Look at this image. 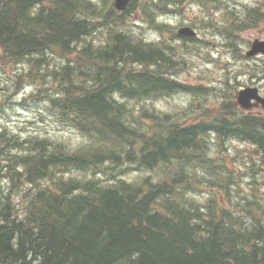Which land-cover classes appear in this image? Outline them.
<instances>
[{"label":"trees","instance_id":"obj_1","mask_svg":"<svg viewBox=\"0 0 264 264\" xmlns=\"http://www.w3.org/2000/svg\"><path fill=\"white\" fill-rule=\"evenodd\" d=\"M137 1L117 12L91 0H0V66L28 65L33 82L49 78L58 93L50 108L89 139L72 151L0 132V181L10 184L0 193V264H264V203L234 213L188 198L231 175L212 168L208 134L250 143L264 163V118L227 103L192 123L136 108L184 88L172 76L184 55L120 30ZM56 57L64 61L49 67ZM120 166L149 174L125 180L114 173ZM87 169L91 177L74 174Z\"/></svg>","mask_w":264,"mask_h":264},{"label":"rangeland","instance_id":"obj_2","mask_svg":"<svg viewBox=\"0 0 264 264\" xmlns=\"http://www.w3.org/2000/svg\"><path fill=\"white\" fill-rule=\"evenodd\" d=\"M91 1L106 11L113 8L114 0ZM137 4L139 8L123 18L120 30L143 43L163 41L173 47L177 56L184 55V62L172 70V76L191 88L151 96L136 108L149 109V113L159 116L167 114L171 120L177 117L191 123L207 122L208 117L204 119L201 114L214 113L223 103L234 100L239 88L254 86L264 95V56L245 55L254 39L264 38V0H138ZM254 7L260 16L256 13L253 22L243 25ZM237 23L242 26L235 28ZM183 26L193 28L198 36L194 40L178 37L176 33ZM106 33L105 28L100 29L93 38L100 42ZM61 61L64 59L56 57L49 62V67ZM43 67L40 66V72L44 71ZM21 71H24L23 77L17 86L15 74ZM27 72L28 65L5 69L0 66V132L23 139L47 137L50 141L65 143L72 151L87 147L89 139L68 126L50 108L48 97L58 95L50 89V79L37 77L33 82L26 76ZM42 87H47L46 93L39 92ZM259 114L264 115V111ZM210 142L215 156L211 160L212 168L219 167L223 177L228 172L231 175L221 185L196 187L189 192V200L206 207L211 205L206 201L215 195V202L219 201L234 213L242 211L246 202L264 203V164L257 161L251 144L237 138L225 139L222 143L216 135H212ZM0 161L4 163L2 154ZM100 170L101 177L105 178V169ZM114 173L135 182L149 174L133 168L122 170L121 166ZM74 174L91 177L93 170ZM161 176L155 177L161 180ZM9 187L8 182L0 181V193L8 194ZM13 199L19 208L24 205L19 195Z\"/></svg>","mask_w":264,"mask_h":264},{"label":"water","instance_id":"obj_3","mask_svg":"<svg viewBox=\"0 0 264 264\" xmlns=\"http://www.w3.org/2000/svg\"><path fill=\"white\" fill-rule=\"evenodd\" d=\"M128 2L129 0H115L114 6L116 9L123 10L127 6ZM179 32L186 33V34H193V31H191L189 28H183ZM258 50H259L258 47H256V45L254 44L253 53L257 52ZM261 50L264 52V48ZM252 98L258 99L256 91L252 89H246V90L240 91L239 96H238V101L242 107L249 108L250 107L249 101Z\"/></svg>","mask_w":264,"mask_h":264},{"label":"bare ground","instance_id":"obj_4","mask_svg":"<svg viewBox=\"0 0 264 264\" xmlns=\"http://www.w3.org/2000/svg\"><path fill=\"white\" fill-rule=\"evenodd\" d=\"M132 6V5H131ZM144 7V6H143Z\"/></svg>","mask_w":264,"mask_h":264}]
</instances>
